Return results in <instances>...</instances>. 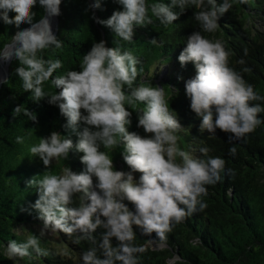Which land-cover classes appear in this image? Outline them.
<instances>
[{"label":"clouds","instance_id":"clouds-1","mask_svg":"<svg viewBox=\"0 0 264 264\" xmlns=\"http://www.w3.org/2000/svg\"><path fill=\"white\" fill-rule=\"evenodd\" d=\"M114 2L122 10L114 11L108 19H99L94 13L92 18L127 42L133 41L137 27L151 25L154 19L164 26L170 25L189 8L195 9L193 17L200 29L214 33L220 18L233 7V0ZM61 3L62 0H0V20L17 29L21 24L30 25L18 30L11 42L0 48V62L15 59L18 66L14 72L24 92H30L34 102L47 99L50 105L57 106L66 118L64 128L78 137L74 143L68 136L53 131L31 146L29 153L38 156L47 170L54 160H67L75 149L83 154L80 161L84 165L79 173L65 166L58 174L45 171L40 179L33 177L27 181L28 187L37 190L38 198L31 207L38 213L42 228L39 236L9 240L4 255L13 261L31 258L33 254L46 257L49 253L41 247L40 237L48 232L69 236L79 233L78 242L86 240L96 245L83 252V264H139L138 254L146 248L134 243L135 229H140L144 236L155 233L165 241L174 225L207 207L201 199L207 195V186L220 182L222 173L234 172L226 170L224 159L209 155V147H201L200 156L179 147L177 133L183 127L177 114L170 109L163 87L136 84L142 69L137 68L140 61L131 51L107 47L106 41L101 40L83 55L79 71L53 76L63 67L62 61L46 59L41 54L62 47L51 25V19L61 14ZM37 4L43 15L34 23L32 10ZM176 8L179 12L174 11ZM91 9H101V0H94L86 11ZM10 12L15 15L10 17ZM229 55L223 42L193 31L178 60L181 66L190 62L195 66L196 75L185 82V93L191 110L201 118L200 131L215 135L219 129L230 134L228 141L233 143L264 123L260 118L264 106L252 103L264 102V96L245 81L241 72L229 66ZM238 63L244 64V60ZM48 82L59 91L46 92L44 85ZM139 103L144 108L136 112L137 127L149 134L145 136L128 131L132 123L129 109ZM21 113L37 122L36 113L22 105H17L12 115L15 118ZM16 142L24 143V137H16ZM121 145L128 172L115 170L113 158L106 151ZM229 152L235 156L236 147ZM137 172L138 180L133 175ZM74 198L78 204L72 207ZM124 201L133 204L134 211ZM98 228L105 231L97 245L94 233Z\"/></svg>","mask_w":264,"mask_h":264},{"label":"trees","instance_id":"trees-1","mask_svg":"<svg viewBox=\"0 0 264 264\" xmlns=\"http://www.w3.org/2000/svg\"><path fill=\"white\" fill-rule=\"evenodd\" d=\"M152 2L168 3L169 0H149ZM221 2L217 0V3ZM92 3L94 0H62L56 31L62 47L41 54L46 59L62 61L63 67L53 76L70 70L79 71L83 55L93 43L101 40L106 41L107 47L119 46L131 51L140 61L137 68L142 69L136 84L143 82L146 86L164 88L169 107L183 127L177 133L179 147L193 156L201 155V147H209L212 150L209 155L224 159L226 170L234 172V175L222 173L220 182L208 185L207 195L201 197L207 207L174 225L165 241L159 240L155 233L144 236L140 229H135L134 243L146 248L144 253L138 254L139 264H170V261L172 264H264V123L233 143L228 141L230 134L219 129L215 135L206 130L201 132V118L191 110L190 99L185 93V82L196 75L195 66L191 62L181 66L178 60L187 37L193 31H201L206 38L223 42L230 54L229 66L241 72L245 81L264 96V0H247L246 3L233 0V7L220 18L219 28L214 33L203 32L193 17L195 9L189 8L170 25L164 26L154 19L151 25L137 27L132 42L115 37L111 29L92 18L94 13L99 19H108L114 11L122 10L121 5L114 0H101V9L86 11ZM32 11L35 23L43 15V9L37 4ZM174 11L179 12V9ZM28 27L30 25L21 24L17 29L0 20V48L9 44L18 30ZM153 39L155 44L151 43ZM240 60H244V64L238 63ZM17 66L18 62L13 59L8 68V80L0 89V264H83V252L96 245L86 240L78 242L79 233L69 236L55 232L52 236L40 237L41 247L49 253L46 257L33 254L31 258L13 261L4 255L9 240L22 241L33 234L39 236L38 228H42L38 213L31 207L38 198L37 190L28 187L27 181L33 177L40 179L45 171L58 174L65 166L76 173L84 168L80 161L83 154L75 149L70 151L67 160H54L47 170L38 156L29 153L31 146L53 131L68 136L74 143L78 137L64 128L66 118L57 106L50 105L47 99L34 102L31 93L24 92L22 82L14 72ZM244 68L248 71H243ZM44 90L59 91L51 88L50 82L44 85ZM252 103L264 106V102ZM17 105L36 113L37 122L28 120L23 113L14 118L12 113ZM143 108L144 105L139 103L129 109L132 123L128 131L141 136L149 135L137 127L136 112ZM260 118L264 120V113ZM83 127L81 123L80 130ZM18 136L24 137V143L16 142ZM233 146L236 147L235 156L229 152ZM106 151L113 158L115 170L120 166L129 168L123 160V145ZM124 203L134 211L133 204ZM77 204L78 200L74 198L70 206ZM19 229L21 233H18ZM104 231L98 228L94 233L97 245ZM151 242L160 248H152ZM112 243H117L114 238Z\"/></svg>","mask_w":264,"mask_h":264},{"label":"bare ground","instance_id":"bare-ground-1","mask_svg":"<svg viewBox=\"0 0 264 264\" xmlns=\"http://www.w3.org/2000/svg\"><path fill=\"white\" fill-rule=\"evenodd\" d=\"M51 25H52V30H53V32L56 34V31H57V17H53L52 19H51ZM12 61V60H11ZM10 61V62H11ZM10 62H8V63H3V69H2V71H1V73H0V81H2L3 79H5L6 78V76H7V73H8V68H9V64H10Z\"/></svg>","mask_w":264,"mask_h":264},{"label":"rangeland","instance_id":"rangeland-1","mask_svg":"<svg viewBox=\"0 0 264 264\" xmlns=\"http://www.w3.org/2000/svg\"><path fill=\"white\" fill-rule=\"evenodd\" d=\"M11 63V62H10ZM10 65V64H9ZM119 171H124V172H128V171H130V169L129 168H127V169H124V167L123 166H120L119 167V169H118ZM134 175V177L138 180L139 179V175L137 174V173H134L133 174ZM39 230H41V227H39L38 228ZM22 232V230L21 229H19L18 230V233H21ZM46 234H48V235H54V234H56V233H54L53 234V232H48V233H46ZM149 246H151L152 248H160V246L159 245H157V244H155V243H149ZM173 263V261H170V264H172Z\"/></svg>","mask_w":264,"mask_h":264},{"label":"water","instance_id":"water-1","mask_svg":"<svg viewBox=\"0 0 264 264\" xmlns=\"http://www.w3.org/2000/svg\"><path fill=\"white\" fill-rule=\"evenodd\" d=\"M2 69H3V63L0 62V73H1ZM7 80H8V73H7L6 78L3 79L2 81H0V89H1V86H2V84L4 83V81H7Z\"/></svg>","mask_w":264,"mask_h":264}]
</instances>
